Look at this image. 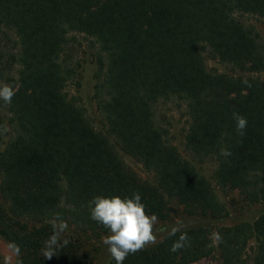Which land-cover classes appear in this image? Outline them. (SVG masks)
<instances>
[{"label": "trees", "instance_id": "16d2710c", "mask_svg": "<svg viewBox=\"0 0 264 264\" xmlns=\"http://www.w3.org/2000/svg\"><path fill=\"white\" fill-rule=\"evenodd\" d=\"M238 14L264 18V0H0V87L15 91L10 104L0 100V238L17 264H92L91 238L109 233L90 217L96 195L139 192L161 220L174 210L166 197L174 198L212 223L228 213L216 186L264 202V77L247 74L264 71V45ZM70 33L98 48L93 98L104 130L66 91L79 85L66 58ZM206 55L240 74L209 71ZM169 100L186 105L193 161L157 123L155 107ZM233 112L247 118L243 137ZM125 157L155 180H141ZM207 161L215 184L195 164ZM57 218L68 227L48 256ZM182 233L188 246L170 251ZM215 234L197 222L123 264H197L214 253L221 264H264V213L215 225Z\"/></svg>", "mask_w": 264, "mask_h": 264}, {"label": "rangeland", "instance_id": "374dc122", "mask_svg": "<svg viewBox=\"0 0 264 264\" xmlns=\"http://www.w3.org/2000/svg\"><path fill=\"white\" fill-rule=\"evenodd\" d=\"M237 19L244 26L255 30V32L258 33L260 41L264 45V18L252 14H238ZM98 55V48L94 45L91 38L80 33L69 34V41L66 47V58L70 64L77 67L79 85L75 81H72L68 84L66 91L70 96H79L78 99L85 107L94 127L98 130H104V119L98 111L93 98L94 84L96 82L95 73L98 69L96 63ZM205 64L211 72L240 74V72L235 70L231 65L214 59L210 57V55H206ZM247 74L264 77V71L261 73L248 72ZM155 116L157 123L164 126L169 131L167 140L177 147L184 158L193 161L192 156L186 150L184 144V135L188 127L185 103L179 100L159 102L155 107ZM125 161L141 180L150 182L155 180L153 173L146 170L143 165L136 160L125 157ZM195 164L199 171L214 183L213 171L215 164L211 161ZM215 188L219 198L227 207L228 213L223 219L213 223L209 221H199L187 215L184 212L183 205L180 204L178 200L166 197L169 208L174 210L170 209V214L167 219H158V223L155 226V234L157 236L156 244H158L174 226L180 225L182 226L181 229H184L197 222H202L210 226V231L214 238L216 235L215 225L231 226L241 222L252 223L264 213V202H250L239 189H222L217 186ZM108 234H104L99 238H91L89 247L96 251L95 260L92 264H108L110 261L111 256L106 251V246L102 243V238ZM156 244L149 245L146 248L153 247ZM0 264H17L15 252L2 238H0ZM197 264H221V262L218 259L217 253H214L211 257L203 259Z\"/></svg>", "mask_w": 264, "mask_h": 264}, {"label": "clouds", "instance_id": "9594fccd", "mask_svg": "<svg viewBox=\"0 0 264 264\" xmlns=\"http://www.w3.org/2000/svg\"><path fill=\"white\" fill-rule=\"evenodd\" d=\"M15 91L12 86L0 87V100L10 104ZM235 130L241 137L245 136L247 118L238 112H233ZM224 156H231L228 150H222ZM90 217L98 224L109 229V234L102 238L106 251L116 261L123 264L128 255L143 251L149 245L157 243L155 226L158 223L156 214H149L150 209L142 202L139 192H133L131 196L125 195H96L89 201ZM53 234L45 241L46 253L51 256L57 247H60L61 234L67 229L66 222L57 218L53 222ZM180 225L172 227L170 236L181 232ZM219 239V237H218ZM190 238L182 233L174 242L170 251L176 252L188 246ZM68 241L64 240L63 244Z\"/></svg>", "mask_w": 264, "mask_h": 264}]
</instances>
